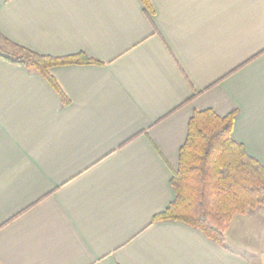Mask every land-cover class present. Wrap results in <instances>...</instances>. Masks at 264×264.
<instances>
[{
    "label": "crops",
    "instance_id": "0c3cea01",
    "mask_svg": "<svg viewBox=\"0 0 264 264\" xmlns=\"http://www.w3.org/2000/svg\"><path fill=\"white\" fill-rule=\"evenodd\" d=\"M150 2L0 0V37L99 62L50 69L64 102L0 57V264H264V209L225 246L153 220L196 111L264 166V0Z\"/></svg>",
    "mask_w": 264,
    "mask_h": 264
},
{
    "label": "trees",
    "instance_id": "16d2710c",
    "mask_svg": "<svg viewBox=\"0 0 264 264\" xmlns=\"http://www.w3.org/2000/svg\"><path fill=\"white\" fill-rule=\"evenodd\" d=\"M149 13L150 0H140ZM13 52L0 53L3 60L42 75L66 98L50 69L62 66L99 64L85 53L54 57L38 54L3 37ZM236 110L225 116L212 109L196 111L172 172L174 200L154 221L182 222L199 230L214 243L225 246L226 233L236 216L264 206V166L251 157L245 146L233 138Z\"/></svg>",
    "mask_w": 264,
    "mask_h": 264
},
{
    "label": "rangeland",
    "instance_id": "374dc122",
    "mask_svg": "<svg viewBox=\"0 0 264 264\" xmlns=\"http://www.w3.org/2000/svg\"><path fill=\"white\" fill-rule=\"evenodd\" d=\"M12 52H13V50L0 39V53H2V54H10ZM258 208L264 209V206L263 207H258ZM258 208H256V209H258ZM256 209L249 210L245 215H247L250 211H253V210H256ZM245 215H240L239 217L242 218V216H245ZM237 217L238 216H236L233 220H235ZM252 220H254V219H252ZM257 222H261V221H257ZM260 225H261V223L260 224L258 223V227ZM233 247L234 248H238V250L240 249V247H236V246H233Z\"/></svg>",
    "mask_w": 264,
    "mask_h": 264
}]
</instances>
